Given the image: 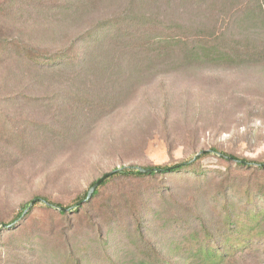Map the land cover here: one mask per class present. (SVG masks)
I'll return each mask as SVG.
<instances>
[{
	"label": "rangeland",
	"instance_id": "obj_1",
	"mask_svg": "<svg viewBox=\"0 0 264 264\" xmlns=\"http://www.w3.org/2000/svg\"><path fill=\"white\" fill-rule=\"evenodd\" d=\"M129 2L54 0L38 10L29 8L17 19H0V38L9 43L0 45V264L135 263L149 248L147 241L176 261L183 232L169 225L171 212L196 208L211 216L220 234L226 202L236 205L232 213L241 218L246 206L240 200L242 185L229 191L228 201L220 195L213 200L224 179L219 171L227 165L214 154L198 163L201 184L195 175L186 181L185 173L156 183L157 189L119 182L100 189L66 217L57 207L35 202L46 198L76 206L98 179L117 168L173 165L212 148L264 164V65L225 63L146 73L116 69L118 79H109L104 71L105 80L98 82L85 64L38 79L19 61V43L54 51L74 45L77 59L86 60L99 41L77 39L97 22L126 12ZM172 4L143 0L127 11L159 12L162 18L175 13L186 20L191 10L180 16L181 9L168 10ZM242 25L234 31L264 32V25L249 30ZM70 76L73 80L68 81ZM85 77L90 81L82 82ZM82 90L92 95L87 101L117 93L119 100L100 114L72 96L82 98ZM243 172L244 179H253L256 191L250 207L258 208L264 221V191L258 192L264 190V173L253 168ZM30 209L15 222L16 228L3 227ZM157 211L162 219L154 221ZM135 222L151 231L141 238ZM263 245L261 230L252 248L232 252L230 261L264 264L258 250Z\"/></svg>",
	"mask_w": 264,
	"mask_h": 264
},
{
	"label": "trees",
	"instance_id": "obj_2",
	"mask_svg": "<svg viewBox=\"0 0 264 264\" xmlns=\"http://www.w3.org/2000/svg\"><path fill=\"white\" fill-rule=\"evenodd\" d=\"M54 0H0V19H17L30 8L31 11L40 7H47ZM143 0H131L129 5H137ZM173 3L168 10L181 9V15L188 13L187 19L179 17L175 13H167L162 18L159 12L147 13L139 11L137 15L130 13V10L117 15L112 19H104L97 22L77 42L83 41L85 37H94L95 43L99 41L94 53L86 60H79L71 47L54 51L40 47H29L21 43L17 45L19 50V61L28 65L34 78L41 79L42 75L50 74L51 77L59 76L67 69L75 68L85 64L86 69L94 70L93 76L96 81H104V71L109 72V79H118V72L129 70L141 73L162 71L178 67L201 66L208 67L218 64L234 65H264V32L247 33L242 35L236 30V25L241 23L245 30L255 28L258 24L264 25V0H163ZM63 5H60V9ZM182 18V19H181ZM7 23V22H6ZM242 25V26H243ZM95 35V36H94ZM1 43L9 44L7 40L0 38ZM4 46V45H3ZM84 69V68H83ZM98 72V74H96ZM49 76V77H50ZM48 77V76H47ZM46 78V76H45ZM68 81L73 80L70 78ZM90 81V78L82 79V82ZM82 98L72 94L74 98L89 103L91 109L100 114H106L108 107L113 106V101H118L106 95L98 99L93 95L94 101H87L90 95L82 90ZM216 155L220 160L227 163L225 170L219 171L224 179L216 187V194L212 195L213 200L220 195L228 201L230 190L233 187H245V193L240 198L245 200V209L241 212V218L232 213L236 207L234 203H225L222 214H225L224 233L215 227L211 216L198 213L196 208L190 211L179 213L171 212L168 219L169 225H175L183 232L180 247V257L176 261L167 259L165 253L147 241L149 248L143 253V257L128 264H234L230 261L232 252L252 248L254 236L264 229V221H260L262 215L257 209L250 206L256 192L253 188V179L245 178V169H255L263 175L264 164L253 159L238 157L231 153L219 151L212 148L202 151L195 158L182 161L173 165H157L147 168L123 166L110 172L92 195V199L99 195L100 189L111 184L121 183L126 185L146 184L155 185L164 183L183 173L187 174L186 181L195 175L196 181L203 183V174L198 163L205 157ZM235 167L236 169H233ZM139 169H147L152 172L142 173ZM240 169V170H238ZM238 171V173L236 172ZM108 174V173H107ZM241 177L237 180L238 175ZM96 183V182H95ZM94 183V184H95ZM93 184V185H94ZM125 184V185H124ZM93 187V186H92ZM259 190L258 192H263ZM240 197V196H239ZM88 199L85 193L76 206H63L49 201L46 198H36L35 202H44L48 207H57L60 214L68 216L74 212V207L81 206ZM197 202L194 203L196 205ZM228 204V205H227ZM76 209V210H77ZM30 210H23L17 217L4 228H16L15 222L22 216H28ZM260 214V215H259ZM161 212L153 213L154 221L161 218ZM165 220V219H164ZM138 224L137 232L144 238L147 231H143V224ZM247 236H244V235ZM261 256L264 257V245L261 247Z\"/></svg>",
	"mask_w": 264,
	"mask_h": 264
},
{
	"label": "water",
	"instance_id": "obj_3",
	"mask_svg": "<svg viewBox=\"0 0 264 264\" xmlns=\"http://www.w3.org/2000/svg\"><path fill=\"white\" fill-rule=\"evenodd\" d=\"M142 173H151L152 171L151 170H147V169H139ZM110 175V173L108 174H105L104 176H102L100 179H98L96 181V183L93 185V187L91 188V190L89 191V194H88V199L90 197H92V195L94 194V192L96 191V189L98 188V186L106 179L108 178Z\"/></svg>",
	"mask_w": 264,
	"mask_h": 264
}]
</instances>
